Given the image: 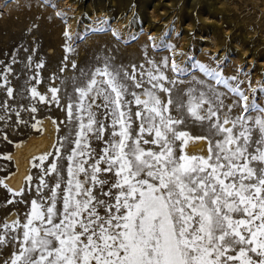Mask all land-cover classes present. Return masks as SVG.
Masks as SVG:
<instances>
[{"label": "snow or ice", "instance_id": "obj_1", "mask_svg": "<svg viewBox=\"0 0 264 264\" xmlns=\"http://www.w3.org/2000/svg\"><path fill=\"white\" fill-rule=\"evenodd\" d=\"M145 57L72 60L60 72L74 74H54L59 85L43 92L44 63L28 57L19 94L61 107L66 134L35 158L29 210L0 222V252L9 251L0 264H264V104L204 64L207 79L180 88L187 69ZM14 73L0 70V120L17 98ZM190 144L206 148L190 153Z\"/></svg>", "mask_w": 264, "mask_h": 264}, {"label": "rangeland", "instance_id": "obj_2", "mask_svg": "<svg viewBox=\"0 0 264 264\" xmlns=\"http://www.w3.org/2000/svg\"><path fill=\"white\" fill-rule=\"evenodd\" d=\"M93 1L0 0V70L11 65L15 69L14 75L18 76L10 77L12 87L18 90L17 98L8 100L12 110L0 120V181H3L0 184V222H11L18 216L22 218L29 210L30 201L36 197L34 189L29 191L27 178L18 191L5 183V178L16 170L12 158L15 149L29 136L40 133L46 118L54 123L55 145L66 134V126L61 123L66 115L61 107L35 103L26 93L24 96L19 94L21 85L31 75L25 68L29 56L33 58V65L40 61L44 63V68L38 70L43 78L39 85L42 92L48 86L59 85V79L50 80L54 74L61 78L74 74L70 68L60 72L64 63L70 65L74 60L78 68H89L98 63L97 57L108 56L117 65H139L145 62L146 52L147 58L157 62L164 57H168L169 62L175 59L181 68L188 70L179 76L185 81L180 88H186L193 76L207 79L198 68L199 64H204L221 71L225 77H237L231 83L243 81L239 87L250 99L255 95L257 102L264 104V0H196V13L210 2H216L219 8L218 13L209 15L211 19L206 21L198 15L189 20L180 15L191 0H159L157 2L168 3V8L160 10L151 25L139 27L134 22L136 13L130 15L131 8L121 19H112V14H88L86 8ZM213 25L217 26L215 33L210 29ZM66 31L70 33L71 41L65 37ZM66 45L75 51L67 52ZM65 56L69 57L68 61L64 60ZM13 58L17 63H12ZM32 71H37L34 66ZM168 75L176 74L168 71ZM5 99L6 94L0 89V103ZM32 106L36 107V112L31 111ZM16 111L20 112L19 117L15 115ZM0 115H4L3 109H0ZM54 151L53 147L51 152ZM33 163L39 161L33 159L31 162L29 175L35 185L40 169L32 167ZM21 190L22 196L14 195ZM13 215L15 217L11 219ZM8 255L9 251L5 249L0 252V259Z\"/></svg>", "mask_w": 264, "mask_h": 264}, {"label": "bare ground", "instance_id": "obj_3", "mask_svg": "<svg viewBox=\"0 0 264 264\" xmlns=\"http://www.w3.org/2000/svg\"><path fill=\"white\" fill-rule=\"evenodd\" d=\"M72 1L80 2V0ZM157 1L159 0H94L86 8V12L90 15L94 13L98 15L112 14V19H121L131 8L130 15L136 13L134 19L136 26H146L151 25L150 23L153 22V19L159 16L160 10H164L169 6L168 3L165 4ZM196 2V0H191L188 8H184L183 11H180V15L184 16L186 20L192 19L195 15H198L201 20L206 21L211 17L209 15H215L219 11L216 2H210V5H207L206 8H200L196 13L194 11ZM110 9L113 11L108 12ZM210 29L211 32L215 33L217 26L213 25ZM41 126L43 129L40 133L29 136L12 154L16 170L12 175L5 178V183L11 189L18 191L23 187L25 179L30 174L32 160L43 153L51 152L56 143V129L53 121L46 118L42 121ZM201 147L206 148V145L200 144L194 146L190 144L187 151L190 153H198ZM14 217L15 215H13L11 219Z\"/></svg>", "mask_w": 264, "mask_h": 264}]
</instances>
